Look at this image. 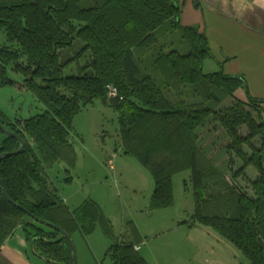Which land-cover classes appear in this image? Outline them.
I'll use <instances>...</instances> for the list:
<instances>
[{"label": "trees", "instance_id": "1", "mask_svg": "<svg viewBox=\"0 0 264 264\" xmlns=\"http://www.w3.org/2000/svg\"><path fill=\"white\" fill-rule=\"evenodd\" d=\"M181 13L180 0H0V31L8 41L0 48L2 84L29 90L44 105L42 112L7 125L0 115L2 125L25 140L21 153L0 160V180L12 200L0 186V247L21 227L27 240H33L36 256L73 264L64 234L40 227L37 220L57 225L70 236L76 230L89 233L100 220L110 234L109 224L88 203L71 211L48 176L59 160L74 164L69 140L73 119L100 100L118 112L124 152L135 156L154 179L152 206L171 205L173 176L190 169L198 190L195 222L230 242L248 264H264L262 101L251 96L249 103L226 100L244 80L204 71V61L212 57L207 37L195 26L182 25ZM75 41L82 48L63 61L60 51ZM71 65L75 72L68 71ZM8 69L22 79L8 78ZM108 85L117 88V96L108 95ZM216 125L228 140V169L213 180L222 191L210 195L220 198V213L208 216L202 213V194L214 173L201 165L212 166L217 156L206 160L215 143L206 148L201 144L204 132ZM244 125L247 135L239 131ZM256 137L261 148L253 143ZM20 145L18 138L6 135L0 154L16 152ZM234 156L243 163L235 172L230 169ZM249 166L258 172L251 182L254 195L237 181ZM223 173H229L231 183ZM107 255L113 264H150L133 243L114 242Z\"/></svg>", "mask_w": 264, "mask_h": 264}, {"label": "rangeland", "instance_id": "2", "mask_svg": "<svg viewBox=\"0 0 264 264\" xmlns=\"http://www.w3.org/2000/svg\"><path fill=\"white\" fill-rule=\"evenodd\" d=\"M6 44L7 35L0 31V48ZM81 48L82 44L75 41L73 47L60 51L61 59H70ZM86 58L87 55L80 59L81 65ZM207 68L204 71L207 72ZM68 71L75 72V66L71 65ZM7 77L22 79L10 69ZM43 108L44 105L31 91L2 84L0 69V115L5 125L16 118L36 115ZM239 131L242 135L249 132L245 125ZM5 136L4 132H0V144ZM69 140L75 150V162L73 165L65 160L55 162L48 169L50 181L55 183L59 197L71 211L88 203V207L102 215L111 229L109 236L104 224L98 220L89 233L81 230L72 232L79 264H84V261L87 264H113L107 251L114 242L139 245V254L150 264H248V260L230 242L212 228L195 222L198 190L195 189L190 169L173 176L171 205L163 208L152 206L154 179L135 156L124 152L115 108L100 100L84 107L73 119ZM202 142L203 148L215 143L212 152L205 153L206 160L217 156L212 166L201 165L210 174L214 173L209 178L210 183L204 191L205 196L202 194L201 202L202 213L212 216L220 213V198H217V194L214 197L210 195L222 191L219 186H214L213 180L219 178L220 170L226 172L228 169L224 148L228 140L223 129L216 125L211 131L204 132ZM253 143L256 148H261L260 137L254 138ZM244 150L251 154L247 145ZM233 159L230 169L235 172L243 163L235 156ZM223 177L231 183L229 173H223ZM257 177V170L249 166L237 181L249 195H254L251 182ZM38 224L50 229L47 225Z\"/></svg>", "mask_w": 264, "mask_h": 264}, {"label": "crops", "instance_id": "3", "mask_svg": "<svg viewBox=\"0 0 264 264\" xmlns=\"http://www.w3.org/2000/svg\"><path fill=\"white\" fill-rule=\"evenodd\" d=\"M180 5L181 24L195 26L207 37L212 57L204 61L205 72L221 71L243 79V85L226 100L259 99L264 117V0H180ZM0 264L51 263L32 253L19 227L1 245Z\"/></svg>", "mask_w": 264, "mask_h": 264}, {"label": "water", "instance_id": "4", "mask_svg": "<svg viewBox=\"0 0 264 264\" xmlns=\"http://www.w3.org/2000/svg\"><path fill=\"white\" fill-rule=\"evenodd\" d=\"M0 128L2 129V131L7 135V136H13V137H16L19 139L21 145H20V148L16 151V152H4L2 154H0V160L4 157V156H8V155H11V154H14V153H21L24 149H25V140L16 132H13V131H10L8 129H6L1 121H0ZM0 186L3 188V192H4V195L5 197L12 202V200L10 199L9 197V194L4 186V183L2 182V180H0ZM39 223H42L44 225H47L49 227H52V228H56V229H59L63 234L64 236L67 238V240L69 241V244L72 248V251H73V264H79L78 263V260H77V256H76V248H75V245H74V242L71 238V236L66 233L63 229H61L60 227H58L57 225H54L52 223H49V222H46V221H43V220H37ZM30 248H31V251L32 253L34 254V250H33V240L30 242Z\"/></svg>", "mask_w": 264, "mask_h": 264}, {"label": "built area", "instance_id": "5", "mask_svg": "<svg viewBox=\"0 0 264 264\" xmlns=\"http://www.w3.org/2000/svg\"><path fill=\"white\" fill-rule=\"evenodd\" d=\"M107 88H108V95L110 97L117 96L118 91H117V88L116 87H114L113 85H108ZM135 248L138 249L137 246Z\"/></svg>", "mask_w": 264, "mask_h": 264}]
</instances>
